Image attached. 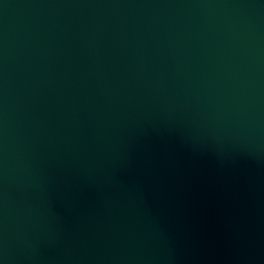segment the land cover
<instances>
[{
  "label": "water",
  "instance_id": "95a60500",
  "mask_svg": "<svg viewBox=\"0 0 264 264\" xmlns=\"http://www.w3.org/2000/svg\"><path fill=\"white\" fill-rule=\"evenodd\" d=\"M0 264H264V0H0Z\"/></svg>",
  "mask_w": 264,
  "mask_h": 264
}]
</instances>
